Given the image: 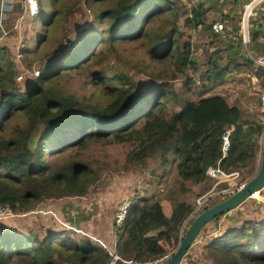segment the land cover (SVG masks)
I'll return each mask as SVG.
<instances>
[{
	"label": "trees",
	"instance_id": "obj_1",
	"mask_svg": "<svg viewBox=\"0 0 264 264\" xmlns=\"http://www.w3.org/2000/svg\"><path fill=\"white\" fill-rule=\"evenodd\" d=\"M79 1L38 0V14L26 16L49 32L60 22L58 16L70 19ZM85 4L93 14L91 23L68 44L45 52L51 36L41 32L34 36L37 47H29L30 39L24 41L25 48L19 51L32 74L23 83L17 80L19 70L9 44L0 46V206L26 217L37 213L40 204L72 195L84 197L105 177L102 169L107 166L93 163L81 151L91 143H129L132 149L120 168L124 173L140 172L150 186L175 172V188L167 193L171 216L164 213L158 195L136 194L129 198L128 216L119 229L121 259L153 264L175 252L182 227L195 210L194 197L211 190L208 167L219 165L226 173L243 170V179L256 174L264 119L253 117L254 110L249 116L244 108L245 88L236 92L235 86L225 89L218 84L224 79L252 83L256 77V85L264 89V67L256 65L244 47L236 50L237 56L219 61L217 52L233 49V43L220 33L224 30L216 31L207 22L208 1L194 4L192 16L181 0H85ZM257 12L259 18L250 28L252 53L264 50V9ZM19 13L15 4L10 16ZM10 16L8 29L16 34ZM181 19L186 27L201 29L199 36L205 40L195 41L192 34L184 38L187 35L178 24ZM222 19L238 21L232 27L243 42V34H238L242 16L224 13ZM138 40L148 44L154 62L168 65L162 71L143 66L149 78L141 81L117 64L107 66L112 60L108 47L99 49L103 43L112 46ZM200 49L207 50V55L201 57ZM114 52L115 60L121 61L122 53ZM73 71L84 76L83 86L77 89L72 86ZM15 117L23 120L14 123ZM232 126L230 147L223 157V134ZM52 148L63 156L50 159ZM195 186L202 190L194 195ZM222 200L213 198L207 207ZM194 219L187 222L183 236ZM236 219V224L234 218L224 219L227 225L219 224L206 235L182 264H264V217L246 220L238 215ZM7 222L0 228V264H107L110 259L98 242L92 237L80 239L78 229L68 224H63L62 232L39 234ZM49 224L44 222L45 227Z\"/></svg>",
	"mask_w": 264,
	"mask_h": 264
},
{
	"label": "rangeland",
	"instance_id": "obj_2",
	"mask_svg": "<svg viewBox=\"0 0 264 264\" xmlns=\"http://www.w3.org/2000/svg\"><path fill=\"white\" fill-rule=\"evenodd\" d=\"M61 3H67L70 0H59ZM205 1H209L206 7L208 9V23L214 24L223 23L224 31L220 32L224 37L232 40L233 49L229 51H225L223 57L219 59L221 62H226L225 58L228 56L234 57L237 56L238 50L244 47L246 49V53H248L249 48H247V44L244 42H240L237 37V31L232 27V22H238L237 20L229 19L223 20L222 17L225 14L229 16H233L234 18H238L239 15L242 16L241 21V31L238 33L244 34L246 29L243 28L244 22H251L250 28L254 26V21L256 18L258 19L259 15L257 16H249L247 14L246 6L250 4L252 0H181L182 5H186L187 8L191 9L189 15H191V11L194 7V4L203 3ZM109 2L104 3V6L108 5ZM93 14L89 11L85 4V0H80L77 7L72 11L70 14V19L65 21L64 17L58 16V22L53 29H50L49 32L45 29L44 25H42V29L37 28V23L32 18H28L25 15L23 19L22 26L15 30V33L11 38L6 40V43L10 45L11 51L13 53L14 58H16V53L22 48H25L24 41L29 40V47L35 48L39 44L37 42V36L34 37L38 32L45 34H49L51 39L48 44H45V52L49 51L53 47H61L63 44H68L69 40L72 36L76 33L82 32L84 28H87L92 20ZM231 22V23H230ZM178 24H180L181 30L186 34L184 38H188L190 34L193 35V40H205L200 38L201 29H192L186 27V22L184 19H181ZM158 23L155 22L153 26L157 27ZM61 26L64 28V32L62 33ZM7 30H8V22H7ZM9 33V30H8ZM65 33V34H64ZM64 34V35H63ZM33 37V39H31ZM52 37H56V39L51 44ZM227 39V40H228ZM108 47L106 50L105 48ZM250 47V46H249ZM9 48V49H10ZM100 48H104L106 51L109 50L110 56L112 60L106 63L107 66H117L121 68H125L131 71V75L133 79L137 81L146 80L147 75L145 72L142 71L143 66L147 65L148 70H152L156 67L159 69L158 71L166 70L167 64L160 65L152 60L149 52H148V44L143 42L142 40L138 41H131V42H116L114 45H109L107 43H103ZM114 50H118L122 53L121 61L115 60V52ZM201 50V49H200ZM225 50V49H222ZM237 50V51H236ZM22 53V52H21ZM23 55V54H22ZM247 55V54H246ZM250 55V54H249ZM69 58V56H66ZM16 66L19 70V75L23 76V79L19 82L23 83L26 76L32 74L31 70L26 68L24 63V58L21 57V61L15 62ZM241 72L242 69L236 70L235 72ZM74 74L72 80V86L77 89L80 86H83V75L76 74V71L72 72ZM228 77V76H227ZM149 78V77H148ZM226 80L225 83L222 82L218 85L219 87H224L225 89L228 86H235L236 92L245 88L244 94V108L249 113V116H252V110H254V115L258 120L264 119V112L262 111L261 101H260V92L261 89L257 85H253V83H241V82H233L230 79ZM231 84V85H229ZM249 96V97H248ZM23 118L15 117L12 122L18 123L21 122ZM75 132V130H74ZM36 142V141H35ZM132 149L131 144L129 143H111L107 145H100V144H89V146L81 151V155L85 158H88L93 163H100V165H106L107 167L102 169L103 176H105L101 182L91 186L90 192L84 197H75L72 195L71 198H65L59 201L47 202L40 204L37 208L38 212L35 214L31 213L26 217H17L12 219V221H8L7 224L14 227L19 228L25 232H35L39 234H47L48 231L50 232H62L64 231L63 224H68L71 220H76L77 223H81L79 226L78 237L80 239L92 237V239L96 240H109L110 236L109 232L112 229L113 221L111 222L110 219H114L117 208L122 204L124 200H129L130 196H135L136 194H142L145 196H153L154 194L158 195L161 200L164 201L165 205H171V199L168 198V191L173 190L175 188V172L174 170L171 171L170 175L165 177L161 184L148 185L147 179L144 177V174L136 171H130L129 173H124L122 166L126 163L128 159V153ZM262 151V147H261ZM50 159L55 160V158H60L63 155L59 154V150L56 149L55 151L53 148L49 151ZM202 188V187H201ZM200 186H195L193 189L196 190L194 195L201 191L202 189ZM264 194V192H263ZM200 196H195V204L196 200ZM263 198H253L248 199L244 202L239 208L240 213L234 211L231 215L236 221L233 224L237 223L238 215H241L242 219L246 220H258L264 217V195H261ZM217 198V197H216ZM220 198V197H219ZM258 201V202H257ZM212 202V201H211ZM209 202L208 204H210ZM50 203V204H49ZM257 203V204H256ZM55 204V205H53ZM256 211V212H255ZM57 216V218L55 217ZM54 217L59 223H55ZM232 218V219H233ZM220 226L227 225V219L224 221V217L220 218ZM50 221V224L47 227L44 226V222ZM54 221V223H53ZM53 226L55 228H50ZM207 230L204 232L202 230L200 234V238L196 243V245H201L205 240L204 237L206 235H211L217 228L214 222L208 223L206 225ZM189 227V226H188ZM202 236V237H201ZM105 242V241H104ZM184 262V261H183ZM195 263V262H194ZM197 264V263H196ZM198 264H209L207 262H200Z\"/></svg>",
	"mask_w": 264,
	"mask_h": 264
},
{
	"label": "built area",
	"instance_id": "obj_3",
	"mask_svg": "<svg viewBox=\"0 0 264 264\" xmlns=\"http://www.w3.org/2000/svg\"><path fill=\"white\" fill-rule=\"evenodd\" d=\"M17 3V0H1L0 1V46L4 45L6 43V39L8 36V30L6 27V22L9 19L10 12L13 9V6ZM264 0H252L248 6H246L247 14L249 16H256L258 14L257 9H259V5L263 4ZM24 5H25V11L21 15L22 18H25L26 13L29 14L30 16H36L38 12L40 11L39 5H38V0H24ZM250 7V11L248 12V8ZM20 16V17H21ZM251 22H244L243 28L246 27L244 31V42L246 40L250 39V26L249 24ZM214 29L216 31H222L224 29V25L222 23H214ZM250 57L254 60L256 65L264 67V51L262 52L261 55L253 54L250 51ZM21 57H23L22 53L18 51L16 53V58L15 62L21 61ZM23 79V76L18 75L17 80L21 81ZM260 101H261V107L262 111L264 112V89L261 90L260 92ZM234 129V126L229 128L224 134H223V157L226 156L229 147H230V136L231 133ZM264 139V130L262 133L261 137V143L263 142ZM262 155V152H261ZM261 155H260V160H261ZM260 166V161L259 165ZM259 169V167H258ZM207 176H209L213 181L214 185L209 190L207 193L204 195L198 197L196 200V205H195V210L193 212L192 216H197L200 214L204 208L207 207L208 203L213 199L218 196H221L223 199L228 197L229 195L234 194L237 190H239L243 185H245L248 179H243V170H236L230 173L224 172L220 166H210L206 170ZM227 184V186L222 187V184ZM263 191V190H262ZM262 191L257 192V194L254 196V198H263L261 197ZM130 207V201L129 200H124L122 204L118 207V210L116 211L115 214V219H114V227L112 228L110 232V242H104L101 240H96L108 253L110 256V259L107 264H130L129 262H126L121 259V257L117 253V245H118V238H119V229L123 227L127 216H128V211ZM17 215L15 212L12 210L11 207L9 206H0V228L1 226L14 218H16ZM190 217V218H191ZM189 218V219H190ZM192 219V218H191ZM188 220L184 223L182 227V234L184 232V228L187 224ZM200 237H198L199 239ZM196 240V242L198 241ZM171 255H165L162 258L158 259L155 261L153 264H166L170 258Z\"/></svg>",
	"mask_w": 264,
	"mask_h": 264
},
{
	"label": "water",
	"instance_id": "obj_4",
	"mask_svg": "<svg viewBox=\"0 0 264 264\" xmlns=\"http://www.w3.org/2000/svg\"><path fill=\"white\" fill-rule=\"evenodd\" d=\"M245 43L249 48L250 39L246 40ZM261 152L260 166L256 174L234 194L229 195L213 206L204 208L200 214L195 216L185 236L182 235L178 248L172 253L170 260L166 264H182L184 258L194 246L202 230L208 223L214 222L217 227L219 226L218 218L224 217V219H232V212L237 211L240 213L239 207L248 199H253L257 192L264 189V139ZM193 217L194 216L191 218ZM191 218L188 219V221L191 220ZM235 222L236 221H233V223Z\"/></svg>",
	"mask_w": 264,
	"mask_h": 264
},
{
	"label": "crops",
	"instance_id": "obj_5",
	"mask_svg": "<svg viewBox=\"0 0 264 264\" xmlns=\"http://www.w3.org/2000/svg\"><path fill=\"white\" fill-rule=\"evenodd\" d=\"M1 1V0H0ZM208 3H209V1H208ZM16 4H18V6H19V9H20V12L21 13H19V15L18 16H16V15H14V14H11V16H10V19H11V22H12V26H13V28L14 29H16L17 30V28L19 27V26H21V24H20V22H23V18H22V14L24 13V11H25V5H24V0H17V3ZM22 5H23V7H22ZM258 8H260V9H264V3L263 4H260L259 5V7ZM21 16V17H20ZM262 22H264V20L262 21ZM15 24V25H14ZM9 30V29H8ZM13 33V31L12 30H9V33H8V36H7V39L6 40H8L9 38H11V36L13 35L12 34ZM262 40L264 39V38H261ZM10 41H12V40H10ZM9 41V42H10ZM9 42H7V43H5V44H8ZM9 47H10V45H9ZM248 48V47H247ZM225 51H228V50H222L221 52H217V54L215 55L216 57H218V58H222L223 57V54H224V52ZM264 51V50H263ZM262 51V52H263ZM262 52H258V51H255V52H253V53H255V54H257V55H261L262 54ZM197 53H199V55L201 56V57H204V56H206L207 55V50H204V49H201V50H199ZM249 53H250V47H249V51H248V55H249ZM227 57H228V55H227ZM226 57V58H227ZM225 58V59H226ZM235 71L236 70H234V72L233 73H235ZM257 81H258V79L256 78V77H253V80H252V83H255V85H256V83H257ZM258 86V85H257ZM262 137V136H261ZM261 142V141H260ZM261 145H262V143H261ZM259 161H260V159H259ZM259 161H258V165H259ZM259 167V166H258ZM258 171V170H257ZM208 178L210 179V180H212L209 176H208ZM213 181V180H212ZM225 184V183H224ZM213 185H214V181H213ZM213 187V186H212ZM262 192H264V189H263V191ZM161 202H162V205H163V210H164V213L166 214V216L167 217H170L171 216V214H172V206L171 205H165L164 204V201L163 200H161ZM53 205H55V204H53ZM111 220V222L113 221V219H110ZM72 224H70L69 223V228L70 229H78L77 231H79L80 229H79V226L81 225V223L79 224V223H77V221L74 219V221H72L71 222ZM110 232H111V230H110ZM110 232H109V236H110ZM183 234H184V232H183ZM182 234V235H183ZM101 240V239H100ZM102 241H105V242H110L109 240H102ZM97 242V241H96ZM198 243H196L195 242V244H194V246H196ZM193 246V247H194ZM192 247V248H193ZM185 260V259H184Z\"/></svg>",
	"mask_w": 264,
	"mask_h": 264
},
{
	"label": "bare ground",
	"instance_id": "obj_6",
	"mask_svg": "<svg viewBox=\"0 0 264 264\" xmlns=\"http://www.w3.org/2000/svg\"><path fill=\"white\" fill-rule=\"evenodd\" d=\"M250 11V7L248 8V12Z\"/></svg>",
	"mask_w": 264,
	"mask_h": 264
}]
</instances>
